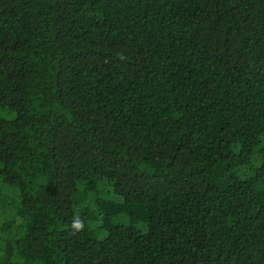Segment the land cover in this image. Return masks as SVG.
Masks as SVG:
<instances>
[{
	"label": "trees",
	"instance_id": "obj_1",
	"mask_svg": "<svg viewBox=\"0 0 264 264\" xmlns=\"http://www.w3.org/2000/svg\"><path fill=\"white\" fill-rule=\"evenodd\" d=\"M0 264H264V0H0Z\"/></svg>",
	"mask_w": 264,
	"mask_h": 264
}]
</instances>
